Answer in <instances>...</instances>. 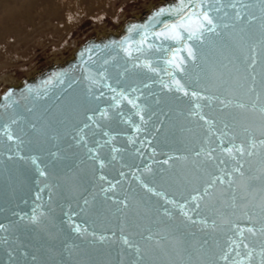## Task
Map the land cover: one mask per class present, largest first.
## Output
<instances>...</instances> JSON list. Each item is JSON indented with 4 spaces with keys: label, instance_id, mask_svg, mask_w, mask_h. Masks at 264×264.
Segmentation results:
<instances>
[{
    "label": "water",
    "instance_id": "1",
    "mask_svg": "<svg viewBox=\"0 0 264 264\" xmlns=\"http://www.w3.org/2000/svg\"><path fill=\"white\" fill-rule=\"evenodd\" d=\"M183 2L187 5L189 0ZM229 2L232 0H221V3ZM180 4L181 0H159L140 13L127 16L113 30L85 37L68 57L53 59L0 89V133L5 125H11L14 135L24 141L17 146L0 135V224L8 229L0 230V264H119L121 257L124 264H129L135 253L122 245L121 224L126 225L123 235L136 241L142 249L145 243L142 236L149 234L147 229L162 235L171 230L189 242L203 243L207 240V247L211 249H226L228 237L233 236L226 220L235 221L239 227L251 226L238 211L236 215H230L231 197L236 185L229 186L226 174L223 176L225 183L221 185L217 182L211 190L215 206L206 207L204 201H200L199 214L194 211L197 202L191 201L190 196L186 201L180 195L191 191L189 181L194 162L205 159L195 154L205 133L195 123L199 117L186 120L177 116L182 105L163 102L168 93L161 88L160 80L169 81L163 71L167 67L163 61L170 58L171 51L157 52L160 41L154 37L148 40L153 48L145 47L142 53L137 52V45L133 44L131 59L119 47L124 41H138L145 26L156 32L165 23H175L179 17L174 12L163 16L156 14L160 9H178ZM227 11L231 14L234 10ZM133 26L137 31L130 35L129 29ZM165 46L170 49L175 47L170 42H166ZM183 55L186 56V53ZM216 58L215 51L208 52L209 62ZM141 62H150L159 70V75L144 67H133L134 63ZM89 73L94 74L95 83L85 79ZM100 73L104 74L103 78ZM145 83L150 87L145 88ZM105 85L123 90L132 97H140L136 102L151 108L156 115L148 120L151 113L146 112L144 115L148 123L142 124L127 100L120 101L119 107H116L112 99L115 93ZM133 88L140 91L133 92ZM171 95L179 94L174 92ZM90 96H100V100L90 99ZM69 97L78 101L71 110L66 103ZM157 100L161 103L157 104ZM97 106L98 110L92 112ZM100 110H105L107 117L102 116ZM204 112L208 113V109L205 108ZM86 113L94 115L95 120L86 121ZM211 116L218 118L219 114L212 113ZM13 119L16 124H11ZM123 120L129 122L124 123ZM160 120L164 121L162 129H172L174 137L165 139L161 134H152L155 131L153 123L160 126ZM133 122L140 126L139 132L134 131ZM84 123L90 125L82 134L87 147L78 142L77 135ZM199 124L203 125V121ZM216 127L222 129L223 124L218 123ZM239 132L241 136L237 143L243 138V128ZM212 140L215 142L213 146L219 144L215 136ZM88 148L105 161L103 169ZM113 148L120 151L113 152ZM9 156L13 158L9 159ZM19 156L26 159H19ZM113 156L115 159H112ZM31 158H36V164ZM224 158L228 159L226 155ZM247 159L252 161L255 170L258 158ZM165 160L167 164L163 163ZM37 165L46 172L45 176L39 175ZM146 166L164 176V180L154 187L167 199L175 200V205L166 204L161 197L143 191L136 176L142 173L148 175L144 172ZM214 171L220 175L218 170ZM101 175L105 176V180L99 179ZM232 175L238 177L237 173ZM253 183L259 185V181ZM203 187V182H200L201 193ZM126 195L143 197L147 203L137 209L129 199L128 203L133 206L125 216L115 211L116 208H123V204H114L113 201H124ZM236 195V203H243L239 199V190ZM204 199L207 200V197ZM85 200L89 204H85ZM180 204L185 205L184 211L191 216V221L182 214ZM165 209L170 211L171 217L164 214ZM34 214L37 216L36 223L31 220ZM213 221L216 222L215 231ZM76 228H80L81 232H76ZM93 233L106 239L101 242L94 238ZM154 239H159V236H154ZM258 240L259 236L250 237L253 244ZM256 251H259L258 246ZM172 258H175L174 254ZM218 264H224V261L219 260Z\"/></svg>",
    "mask_w": 264,
    "mask_h": 264
},
{
    "label": "snow or ice",
    "instance_id": "2",
    "mask_svg": "<svg viewBox=\"0 0 264 264\" xmlns=\"http://www.w3.org/2000/svg\"><path fill=\"white\" fill-rule=\"evenodd\" d=\"M227 10L234 11L230 14ZM173 12L179 17L175 23H165L163 28L156 32H152L145 26L138 41H124L119 47L131 59L133 44L137 45L136 51L142 53L145 47L153 48L154 45L148 43V40L150 37H154L155 40L160 41V45L156 47L157 52L171 51L170 58H165L163 61L167 65L163 71L169 77V81L160 80L161 88L168 93L163 102L182 105L177 116H183L186 120L199 117L195 123L205 133L201 147L195 153L197 157L203 156L205 159L194 162V171L189 181L191 191L187 195L183 192L180 195L186 201L189 196L191 201H196L194 211L199 214L200 201H204L206 207L215 206L213 204L215 196L211 190L217 182L221 185L225 183L223 176L226 174L229 186L236 185L231 197L232 212L230 215H236L238 211L239 215L244 217L251 226L239 227L235 221L226 220L229 230L233 232V236L228 237L226 249L219 247L211 249L207 247V240H204L203 243L189 242L171 230L162 235L158 231L147 229L149 234L142 236L145 242L142 249L136 241L123 235L126 225L121 224L122 245L129 251L134 250V259L129 264H218L219 260L224 261V264H264V0H255V2L232 0L229 3H221V0H199V2L189 0L187 5L181 0L178 9H160L156 15L163 16ZM213 13H223V15H213ZM133 31H137L135 26L129 29L130 35ZM166 42H170L175 47L170 49L165 46ZM209 51L217 53V58L212 62L208 60ZM184 53L186 56L183 55ZM133 67H144L149 72L159 75V70L154 68L150 62L134 63ZM177 74L179 75L177 76ZM103 75L100 73L102 78ZM85 79H90L93 83L96 82L92 73H89ZM105 86L115 93L112 99L116 102V107H119L120 101L127 100L135 110V114L140 117L142 124L148 123V120L156 115V112L151 108L141 106L136 102L140 97H132L111 85ZM144 87L150 86L145 83ZM132 91L140 90L133 88ZM89 92L91 93V89ZM174 92L179 95H171ZM90 99L98 101L100 96H90ZM204 101L207 103H202ZM66 103L71 110L78 101L69 97ZM159 103L161 101L157 100V104ZM205 108L208 109V113L204 112ZM233 109L236 111H232ZM96 110H98V106L97 109L91 111L95 112ZM100 111L102 116L107 117L105 110ZM146 112L151 113L148 120H145ZM212 113H218L219 117L211 116ZM117 115L123 116L122 113ZM164 115L168 116V113H164ZM85 119L94 121L95 117L86 113ZM199 121H203V125H200ZM123 122L128 123L129 121L123 120ZM16 123L15 119L11 121V124ZM218 123L223 124L222 129H217ZM163 124V120L159 121L160 126L154 122L155 131L152 134L154 136L161 134L165 139H168L169 136L174 137L172 129H162ZM33 127L35 126L33 125ZM89 127L88 123H84L77 132L78 142L83 143L85 147L87 144L82 134L84 129ZM133 127L136 132L141 130L140 126L135 125L134 122ZM240 128H243V138L237 143V139L241 136ZM104 134L108 135L107 132ZM257 134H259V140H257ZM0 135L6 137L10 143H16L17 146L24 143L20 137L14 135L11 125H5ZM213 136L219 140V144L216 146H213L215 143L212 140ZM112 151L120 150L113 148ZM88 152L99 161L101 169L106 166L105 161L96 156L91 148H88ZM225 155L228 157L227 160L224 158ZM254 156L258 158V166L255 170L252 168V161L247 159ZM12 158L9 156V159ZM19 159L26 158L19 156ZM31 159L32 163L36 164V158ZM112 159L115 157L113 156ZM169 159H173V157L169 156ZM177 159L186 160L187 157H177ZM163 163L167 164L168 161L165 160ZM246 163L248 164L247 171ZM220 165L225 167H220ZM214 169L218 170L220 175H216ZM37 171L40 176L46 175V172L41 170L38 165ZM144 172L148 175L145 176L142 173L141 176H136L143 191L151 193L152 196L161 197L166 204L175 205V200L167 199L165 194L157 192L154 187L164 180V176L155 172L150 166H146ZM248 172H252V174L249 175ZM233 173H237L238 177H234ZM99 179L103 181L105 176L101 175ZM253 181H259V185L257 186ZM200 182H203L204 185L202 193L200 192ZM103 190L108 191V189ZM237 190L241 193L239 197L243 201L241 204L236 203ZM192 193H197V195H192ZM205 197L207 200L204 199ZM129 199L134 202L137 209L147 203L143 197L126 195L124 201H113L114 204H123V208H116L115 211L126 216L127 210L133 206L128 203ZM85 204H89V201L85 200ZM178 206L186 219L191 221V216L184 211L185 205ZM81 210L86 211L87 209ZM164 214L171 217L168 209H165ZM31 220L36 223L37 216L34 214ZM192 222L196 223V221ZM215 226L216 222L213 221V231H215ZM0 230L8 231L2 224H0ZM75 231L80 233L81 229L76 228ZM245 233L250 235L246 236ZM93 236L101 242L106 239L103 235L96 237L93 233ZM154 236H159V239H154ZM257 236H259L258 241H255L254 244L250 242V237ZM257 246L259 251H256ZM233 253L235 255H232ZM173 254L175 258H172ZM58 264H62V262H58ZM119 264H124L123 257Z\"/></svg>",
    "mask_w": 264,
    "mask_h": 264
},
{
    "label": "rangeland",
    "instance_id": "3",
    "mask_svg": "<svg viewBox=\"0 0 264 264\" xmlns=\"http://www.w3.org/2000/svg\"><path fill=\"white\" fill-rule=\"evenodd\" d=\"M157 1L7 0L11 14L0 9V79L5 74L19 79L53 59L66 58L85 37L113 30Z\"/></svg>",
    "mask_w": 264,
    "mask_h": 264
},
{
    "label": "bare ground",
    "instance_id": "4",
    "mask_svg": "<svg viewBox=\"0 0 264 264\" xmlns=\"http://www.w3.org/2000/svg\"><path fill=\"white\" fill-rule=\"evenodd\" d=\"M13 2H15V1H18V0H12ZM43 1V0H42ZM28 4V3H27ZM0 5H1V7H0V9H2V8H6V10L4 11V13L5 14H7V16L8 15H10L11 13H10V11H9V9H8V4H7V0L5 1V3H3L2 1H0ZM74 49V48H73ZM73 49H71L70 50V54H71V52L73 51ZM68 56V55H67ZM64 57V56H63ZM61 59H63V58H61ZM15 80H17L16 79V77L14 76V75H12V74H5L4 76H2L1 77V79H0V81H1V85H2V87H4L5 85H7V84H9V83H11V82H14Z\"/></svg>",
    "mask_w": 264,
    "mask_h": 264
}]
</instances>
